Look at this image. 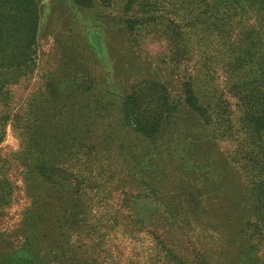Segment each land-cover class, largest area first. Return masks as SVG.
<instances>
[{
    "label": "rangeland",
    "instance_id": "374dc122",
    "mask_svg": "<svg viewBox=\"0 0 264 264\" xmlns=\"http://www.w3.org/2000/svg\"><path fill=\"white\" fill-rule=\"evenodd\" d=\"M208 1L207 18L201 0H92L88 6L36 0L34 65L14 84H5L7 111L24 112L49 84L55 101L44 96L40 104L58 109L54 118H43L39 149L70 172L99 174L105 189L100 202L120 212L118 233L125 228L118 207L123 191L137 204L147 201L155 210L184 216L186 234L211 264H264L263 246L253 241L251 247L240 231L252 216L247 176L257 177L256 184L264 181V124L255 137L254 124L246 119L263 84L258 90L257 82H250L256 78L253 69L232 74L223 64L235 56L236 34L253 14L244 4L228 8ZM224 16L227 25H221ZM126 18L138 24L128 30ZM185 83L198 104L211 107L208 119L176 104ZM128 96L137 97L134 107L143 114L162 119L152 137L126 123L122 103ZM17 135L6 125L0 141V170L12 189L9 203L0 208V264H90L89 227L57 229L55 247L34 232L26 237L19 217L33 200L21 187L26 166L15 152L22 138ZM28 146L30 157L39 151ZM182 194L197 201L195 211L187 209ZM143 238L137 264H178L153 242V251L148 249V237ZM106 247L113 254L108 264H124L130 254L115 240Z\"/></svg>",
    "mask_w": 264,
    "mask_h": 264
},
{
    "label": "trees",
    "instance_id": "16d2710c",
    "mask_svg": "<svg viewBox=\"0 0 264 264\" xmlns=\"http://www.w3.org/2000/svg\"><path fill=\"white\" fill-rule=\"evenodd\" d=\"M72 1L82 6L92 4V0ZM201 1L204 2L208 18L211 16L212 6L208 0ZM216 3L228 8L231 3L240 6L244 4L252 10L253 21L246 28L242 27L236 34L237 42L232 49L235 56L223 64L232 74H237V71L234 70L243 67L248 72L253 69L256 78L250 82L252 84L257 82L258 88H255L258 90L263 84L262 92L256 93L253 109H248L249 115H246V119L254 124L255 137H258L259 128L264 124V0H216ZM225 18L224 16L221 20L223 21ZM38 19L39 10L36 0H0V106L5 108L0 110V141L6 125H9L14 137L15 132L18 133V137L22 136L15 151L20 155V158L25 157L23 162L26 168L20 174L21 187L24 189V195L33 200L32 208L27 211L26 216L25 212H20L19 217V224L24 217L22 227L26 226L24 232L26 237L30 236V232H34L35 235L43 238V241H49L55 247L58 244L55 236L57 229H60L61 233H67L66 227L71 228L72 226L80 231L89 227L90 264L111 262L113 254L106 245L114 240L117 245L129 250L130 254L126 256L124 264H137V254L144 241L143 237L146 235L147 242H150L148 249L153 251L151 247V242H153V248L156 246L160 250L159 252H165L178 264H211L209 258L198 252L192 239L186 234L184 216H180L178 213L173 214L169 210L165 212L155 210L147 201L142 200L137 204L121 191L123 197L118 207L124 210L125 223L123 225L125 228L118 233L116 226L120 212L117 207L107 210V207L100 202V196L104 194L105 189L104 185L100 183L99 174L96 171L94 173L88 171L86 176L70 172L61 166L54 156L42 153V149H39V141L44 137L42 131L46 123L43 118L47 116L54 118L58 109L51 106L52 108L50 107L48 110L46 108L49 106L45 107L40 104V101L45 100L44 96H47V101H55V95L51 93L47 82L45 91L41 93L40 98H32V101L34 100L32 104L26 103L24 112L20 114L8 113L10 100L4 86L8 82L14 84L20 77L31 71L34 65L33 55ZM123 23L126 29L131 30L138 24V20L126 18ZM221 25H227V22L223 21ZM244 84L248 85L249 79ZM182 88V99L176 104L183 103L191 111L208 119L207 111H210L211 107L197 103L189 83L183 84ZM247 100L250 99L247 98ZM136 101L137 97L128 96L122 103V109L126 114V123L134 131L146 137H152L162 119L160 117L151 118L143 114L134 107ZM176 104L171 105L169 113L175 111ZM32 112L35 113L29 123L27 122L28 115ZM215 114L216 118L220 116L219 113ZM27 131L30 132L28 139L24 137ZM54 136L53 140H55ZM29 143L33 148L39 150L35 151L31 157ZM44 146L43 144V149ZM254 176L258 175L254 174ZM247 179L252 184L248 188V197L252 199L248 206L252 216L251 220L245 219L244 224L242 222L240 231L244 234V241L249 243L255 241L256 244H261L264 249V181L259 180L256 184L257 177H253L251 174H248ZM10 187L7 176L0 170V208L6 206L10 201L12 192ZM149 190L151 191V189ZM182 198L187 209L195 211L198 206L197 201L194 198L188 199L186 194H182ZM26 207L24 206L22 210H25ZM20 232L24 234L22 230ZM236 242L237 239L231 241V243ZM253 245L252 243L250 246L254 248Z\"/></svg>",
    "mask_w": 264,
    "mask_h": 264
}]
</instances>
